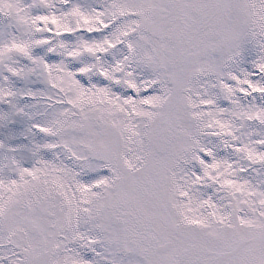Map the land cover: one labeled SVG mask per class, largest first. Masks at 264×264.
<instances>
[{
	"label": "snow or ice",
	"instance_id": "6c2138e0",
	"mask_svg": "<svg viewBox=\"0 0 264 264\" xmlns=\"http://www.w3.org/2000/svg\"><path fill=\"white\" fill-rule=\"evenodd\" d=\"M0 264H264V0H0Z\"/></svg>",
	"mask_w": 264,
	"mask_h": 264
}]
</instances>
